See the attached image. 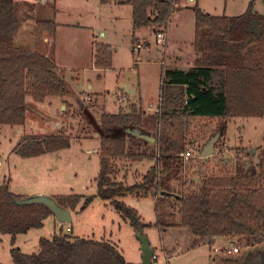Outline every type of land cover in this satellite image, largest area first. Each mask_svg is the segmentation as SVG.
Returning <instances> with one entry per match:
<instances>
[{
	"label": "trees",
	"instance_id": "trees-1",
	"mask_svg": "<svg viewBox=\"0 0 264 264\" xmlns=\"http://www.w3.org/2000/svg\"><path fill=\"white\" fill-rule=\"evenodd\" d=\"M38 1L0 0V126L25 125L27 96L44 102L49 96L70 95L63 72L55 61V43L45 41L46 37L55 38L57 23L36 20L31 10L26 19L20 15L23 3L36 4ZM114 1L132 6L134 31L152 27L155 34L165 30L177 2ZM255 2L252 0L247 10L238 16H216L194 7V46L198 54L194 66L165 69L158 111L150 118L136 106L128 112H105L101 121L90 116L101 140L97 194L55 197L60 206L72 213L83 212L98 197L109 202L134 227L144 229L149 224L143 222L137 210L124 201L125 197L152 194L162 202L174 197L179 204L180 227L191 231L195 246L206 240L213 242L218 237H236L245 240L248 246L264 241V153L256 164L252 159L239 162L235 176L204 178L205 184L197 193L179 196L171 184V179H177L187 170L190 161L185 162L180 157V153L191 146L187 132L190 118L217 119L211 137L219 133L223 138L231 119L264 116V15L255 10ZM29 20L36 25L35 48L30 52L14 47L20 27ZM112 59L113 51L107 46H95L96 68H111ZM136 129L153 136L155 142L138 138L134 132ZM137 140L152 144V152L133 153L132 145L138 146ZM70 145V138L62 134L50 137L31 135L23 137L14 151L23 158H31ZM202 149L199 148V154ZM121 158L135 161L150 158L156 164L148 170L142 182L127 186L116 182L112 175L115 173L114 161ZM15 199L21 197L9 192L6 181L0 184V234L11 236L12 264H139L128 261L110 241L64 233L55 234L52 239L41 238L38 252H23L15 247L17 237L42 228L53 214L46 206H20ZM225 262L264 264V247L236 256L228 254Z\"/></svg>",
	"mask_w": 264,
	"mask_h": 264
},
{
	"label": "rangeland",
	"instance_id": "rangeland-1",
	"mask_svg": "<svg viewBox=\"0 0 264 264\" xmlns=\"http://www.w3.org/2000/svg\"><path fill=\"white\" fill-rule=\"evenodd\" d=\"M198 2L203 12L217 16L222 15L224 9L229 15L230 9L233 13H241L245 9L243 7H247L244 6L245 0ZM196 3L197 0H177L174 4L164 30H168L169 51L165 48L166 44L157 43V34L154 36L152 27L133 30V9L128 4L120 5L114 0H39L36 4L23 3L19 9L23 19L31 10L36 20H54L57 23L55 38L45 36V41L55 43V61L63 72L70 95L49 96L44 102L27 96L25 125L0 126V184L6 181L9 192L21 198L37 195L54 199L63 195L95 196L100 173L101 140L90 116L101 121L105 112L118 113L121 109L128 112L132 106L144 112L146 117L158 111L161 72L167 67H175L173 60L176 53L172 55L171 52L178 50L184 56L179 68L189 67L186 61L192 51L190 41L195 37ZM257 7L264 14V0H258ZM35 27L34 21L25 22L14 39V47L33 51ZM142 35L148 37L151 47L144 45ZM97 44L113 51L111 68L98 69L94 66ZM90 85H93L91 89ZM82 103L86 109H82ZM217 122V119H189L187 132L191 146L187 149L192 152V157L187 170L177 179H171L176 188L175 194L197 193L205 184L204 178L235 176L239 162L252 159L256 164L264 153V116L235 117L228 122L226 136L217 140L216 152L201 158L198 150L211 139ZM58 134L70 138V147L31 158H23L14 151L25 136L50 137ZM137 142L138 146L132 145L133 153L152 152V144ZM154 164L156 161L150 158L139 161L121 158L114 161L115 173L112 175L116 182L129 186L142 182ZM158 199L150 194L138 198L129 195L124 200L138 211L143 222L149 224L143 232L156 250L155 262L158 264H230L225 262L228 256L225 247H238L239 251L233 254L235 256L264 247V241L248 246L245 240L236 237H218L213 242L206 240L195 246L191 231L180 227L176 198L164 202ZM138 231L109 202L102 203L96 197L83 212H73L71 223H60L52 215L42 228L19 235L15 247L25 253H35L40 249L41 238L52 239L55 234L64 233L110 241L128 261L140 264L143 251ZM216 247L221 251L216 252ZM11 248V236L0 234L1 264H12Z\"/></svg>",
	"mask_w": 264,
	"mask_h": 264
},
{
	"label": "water",
	"instance_id": "water-1",
	"mask_svg": "<svg viewBox=\"0 0 264 264\" xmlns=\"http://www.w3.org/2000/svg\"><path fill=\"white\" fill-rule=\"evenodd\" d=\"M135 134L139 137H144L148 141L155 142V138L151 135L146 134L144 131L137 130L134 131ZM220 138V134H216L215 136L211 137V139L204 145L202 151L200 152L201 158H206L213 155L216 152L215 144L217 140ZM179 197V196H176ZM15 203L20 206H28V205H42L49 208L60 223L67 224L73 221V214L70 209L63 208L60 206L57 201L49 196L46 195H37L28 198H21L15 199ZM137 237L142 244V262L140 264H158L155 262V254L156 250L151 247V243L149 241L148 236L143 232V228L140 227L138 229Z\"/></svg>",
	"mask_w": 264,
	"mask_h": 264
},
{
	"label": "crops",
	"instance_id": "crops-1",
	"mask_svg": "<svg viewBox=\"0 0 264 264\" xmlns=\"http://www.w3.org/2000/svg\"><path fill=\"white\" fill-rule=\"evenodd\" d=\"M246 1V3L244 2V0H243V2H244V6H247V7H243V8H245V9H243L244 11H241V13H233V9H230V10H232V11H229L228 12V14L229 15H227V12H226V9H224V12H223V14L222 15H226V16H238V15H241V14H243L246 10H247V8H248V6H249V4L247 3L249 0H245ZM226 2H228V0H226ZM248 4V5H247ZM196 6H198V7H200L199 6V2H198V0H197V3H196V5H195V7ZM258 0H256V2H255V5H254V8H255V10L258 12V13H260V14H262V15H264L263 13H261L259 10H258ZM257 8V9H256ZM132 13H133V10H132ZM211 14V13H210ZM133 15V14H132ZM222 15H219V16H222ZM217 16V15H216ZM133 17V16H132ZM133 19V18H132ZM168 23V22H167ZM132 28H133V22H132ZM137 31V30H136ZM166 34V49H167V51H169L168 50V46H169V37H168V30H167V32H165ZM156 34L154 33V36H155ZM194 40L192 41H190V43H192V46H191V48H192V51H191V55L189 56V60H191V61H186V63L189 65V67H188V69H190L191 67H193L194 66V64H195V62H196V60H197V52H196V49H195V46H194V42H195V38H196V23L194 24ZM148 37L147 36H141V39H142V41H143V43H144V45L148 48V47H151L152 45L150 44V42H149V40L147 39ZM134 39H135V37H134ZM137 45V44H136ZM135 45V46H136ZM138 46V45H137ZM139 48H140V46H139ZM174 53H176L175 55L176 56H174L175 58H174V60H173V62H174V65H175V67L176 68H179L178 67V65H179V63L180 62H182V60H183V57L184 56H182V55H180V53H179V51L178 50H175V51H173V52H171V54L172 55H174ZM193 53V54H192ZM58 66V65H57ZM167 68H169V67H167ZM170 68H173V67H170ZM99 69V68H98ZM166 69V68H165ZM165 69L161 72V82H162V74H163V72L165 71ZM181 69V68H180ZM93 87V85H90L89 86V89H91ZM160 93H161V84H160ZM159 98H160V96H159ZM84 101V100H83ZM27 103V102H26ZM64 107V106H63ZM86 109V107L84 106L83 107V103H82V109ZM157 109H158V107H157ZM156 109V110H157ZM122 110V109H121ZM120 110V111H121ZM153 113H155L154 111H153ZM97 136V135H96ZM99 137V136H98ZM126 198V197H125ZM138 198V197H137ZM100 199V198H99ZM125 200V199H124ZM102 201V203L104 202V203H107V202H105V201H103V200H101ZM138 212V211H137ZM73 214V213H72Z\"/></svg>",
	"mask_w": 264,
	"mask_h": 264
},
{
	"label": "built area",
	"instance_id": "built-area-1",
	"mask_svg": "<svg viewBox=\"0 0 264 264\" xmlns=\"http://www.w3.org/2000/svg\"><path fill=\"white\" fill-rule=\"evenodd\" d=\"M166 37H165V32L164 31H159L156 35V41L157 43L161 44L162 46H164L166 44V41H165ZM137 50V49H136ZM161 100L159 99V102ZM180 157L185 161V162H188L190 160V158L192 157V152L188 149L184 152H181L180 153ZM225 252L227 254H235L236 252L239 251L238 247L236 246H233V247H225L224 248ZM215 251H221L218 247L215 248ZM157 259V255L155 254V259Z\"/></svg>",
	"mask_w": 264,
	"mask_h": 264
}]
</instances>
